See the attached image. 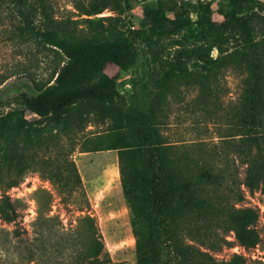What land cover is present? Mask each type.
Here are the masks:
<instances>
[{
	"label": "trees",
	"instance_id": "16d2710c",
	"mask_svg": "<svg viewBox=\"0 0 264 264\" xmlns=\"http://www.w3.org/2000/svg\"><path fill=\"white\" fill-rule=\"evenodd\" d=\"M35 1L38 17L23 11L26 0H13L20 7L19 36L58 50L64 60L37 94L20 93L13 107L0 115L1 218L8 223L16 220V203L6 192L19 186L29 172H39L50 181L65 205L81 204L77 193L85 196V192L71 158L75 147H67L64 140L75 137L91 121L109 122L98 144L79 152L117 151L136 240V264H248L244 255L220 260L215 253L235 243L247 250L255 248L260 242L259 209L238 207L242 195L235 202L224 201L215 190L222 185L215 166L193 174L187 164L192 157H177L175 147L159 132L157 115L164 98L179 85L197 86L209 112L217 103L221 70L234 69L243 76L245 88L236 124L245 130L247 152L258 150L245 161L242 184L251 193L264 194V28H253L255 21L264 23V0H223L221 22L213 19L216 0H156V6L144 9L151 25L141 29H135L129 17L135 0H89L87 15L107 9L114 14L87 19L90 35H78L71 19L57 20L48 11V0ZM143 48L153 53L160 95L148 117L138 120L119 91L117 78L105 68L112 64L130 70ZM214 50L217 56L212 55ZM255 108L262 116L247 117V111ZM151 166L157 172L155 179ZM35 196L37 216L27 239L29 263L111 262L108 253H102L92 217L80 214L67 230L60 215L53 213L54 194L38 189ZM230 233L234 240L228 238Z\"/></svg>",
	"mask_w": 264,
	"mask_h": 264
},
{
	"label": "rangeland",
	"instance_id": "374dc122",
	"mask_svg": "<svg viewBox=\"0 0 264 264\" xmlns=\"http://www.w3.org/2000/svg\"><path fill=\"white\" fill-rule=\"evenodd\" d=\"M188 1L195 3L196 0ZM88 2L48 0V11L59 21L71 19L78 35H90L92 31L87 19L98 20L114 14L111 9H107L100 14L87 15L85 9ZM222 4L223 0H216L212 6L216 22L223 20L219 12ZM156 5V0L133 2L129 17L135 29L151 25L152 21L145 17L144 9ZM19 9L13 0H0V115L13 107L14 98L20 93L37 94V88L52 81L55 71L64 60L58 50L19 36ZM22 9L34 17L40 13L35 0H26ZM193 18L196 19V16L193 15ZM253 28L261 31L264 23L255 21ZM190 32L195 33L196 29ZM172 39L165 44H170ZM217 54V50L212 52L213 56ZM152 55V51L143 48L138 63L126 72L112 64L105 68L108 75L117 78L118 89L127 97L131 105L130 112L138 120L148 117L151 106L160 95L153 74ZM242 78L231 67L221 70L217 103L209 112L204 109V101L199 97L201 93L197 86L179 85L174 93L167 94L160 106L158 129L163 138L175 147L179 159L188 154L192 157L187 164L193 174L197 171L199 175L204 168L215 166V171L222 178V185L216 186L215 190L224 201L235 202L237 195H242L244 198L236 204L238 207L251 206L260 211L257 223L259 244L247 250L235 243L232 248H225L215 253V256L227 260L233 254H240L245 256L248 264H264V194L258 190L251 193L242 184L247 167L245 161L258 152L256 148L247 152L250 147L245 140V130L239 129L236 124V113L241 110V97L245 89ZM246 116L259 118L262 114L255 108L254 111H247ZM108 128L109 122L98 124L91 121L77 130L75 137L64 140L67 147H75L71 158L76 162L82 177L85 196L77 193L81 202L78 208L62 203L50 181L42 178L39 172L27 173L19 186L6 192L16 203L18 214L16 220L10 223L0 216V264H46L40 260L36 263L28 262L30 246L27 239L31 236L32 223L37 216L35 191L38 189L54 194L53 213L60 215L67 230L74 227L75 218L80 214L92 217L100 234L98 240L102 253H108L111 260L106 264H136V240L122 191L117 151L79 152L97 145ZM261 153L264 154V145ZM108 158H111L113 164L116 163L117 175L107 167ZM149 171L155 179L157 172L152 166ZM1 194L0 191V204ZM228 238L234 240V234L230 233Z\"/></svg>",
	"mask_w": 264,
	"mask_h": 264
},
{
	"label": "bare ground",
	"instance_id": "6f19581e",
	"mask_svg": "<svg viewBox=\"0 0 264 264\" xmlns=\"http://www.w3.org/2000/svg\"><path fill=\"white\" fill-rule=\"evenodd\" d=\"M79 162H80V161H79ZM106 162H107V167L109 168V170H110L111 172H113V174H116V175H117L116 163L113 164L111 158H108V161H106ZM87 163H88V162H87ZM80 165H81V164H80ZM82 170H83V168H82Z\"/></svg>",
	"mask_w": 264,
	"mask_h": 264
}]
</instances>
